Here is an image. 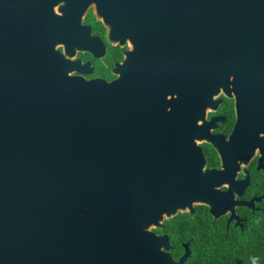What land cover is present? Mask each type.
<instances>
[{
    "label": "water",
    "instance_id": "95a60500",
    "mask_svg": "<svg viewBox=\"0 0 264 264\" xmlns=\"http://www.w3.org/2000/svg\"><path fill=\"white\" fill-rule=\"evenodd\" d=\"M88 8L129 44L111 81L72 73L97 56ZM263 141L264 0H0V264H181L152 228L219 212L223 169Z\"/></svg>",
    "mask_w": 264,
    "mask_h": 264
},
{
    "label": "flooded vegetation",
    "instance_id": "af4514ba",
    "mask_svg": "<svg viewBox=\"0 0 264 264\" xmlns=\"http://www.w3.org/2000/svg\"><path fill=\"white\" fill-rule=\"evenodd\" d=\"M81 24L88 26L90 36L98 39L95 49L97 56L86 50L76 51L72 60L77 61V66L72 73L84 79L113 80L116 77L113 68L123 61L125 52L129 49L128 42L112 39L108 27L94 17L92 8H88ZM217 98L220 102L214 109L206 112V120L215 117L214 127L210 132L227 138L235 117L233 101L222 94ZM225 100H230L231 106H227ZM197 145L204 158L202 171L220 170V158L212 144L200 141ZM219 179L221 181L215 187L218 192L215 210H220L219 212H210L209 204L199 202L192 205V213L183 210L168 217L178 214L194 217L198 226L194 233L190 232L182 239L171 237L163 226V221L168 218L162 219L160 227L152 228L156 234H166L169 244L166 252L174 260L183 256L181 264H185L193 254L219 259L228 253L226 249L229 244L256 241L261 237L257 236V227L264 226V141L262 148L256 146L245 162L236 163L234 160L233 165L224 168L223 178Z\"/></svg>",
    "mask_w": 264,
    "mask_h": 264
},
{
    "label": "trees",
    "instance_id": "16d2710c",
    "mask_svg": "<svg viewBox=\"0 0 264 264\" xmlns=\"http://www.w3.org/2000/svg\"><path fill=\"white\" fill-rule=\"evenodd\" d=\"M225 104L231 106V101L225 100ZM163 226L171 237L181 239L190 232L194 233L198 227L194 217L187 214H178L165 219ZM257 229V236H261L258 240L229 244V248L226 249L228 253L219 259L193 254L185 264H254V262L255 264H264V226L257 227Z\"/></svg>",
    "mask_w": 264,
    "mask_h": 264
},
{
    "label": "clouds",
    "instance_id": "9594fccd",
    "mask_svg": "<svg viewBox=\"0 0 264 264\" xmlns=\"http://www.w3.org/2000/svg\"><path fill=\"white\" fill-rule=\"evenodd\" d=\"M254 264H255V262H254Z\"/></svg>",
    "mask_w": 264,
    "mask_h": 264
}]
</instances>
